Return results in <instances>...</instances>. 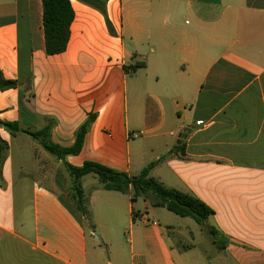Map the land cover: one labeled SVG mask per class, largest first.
<instances>
[{"label":"crops","instance_id":"crops-1","mask_svg":"<svg viewBox=\"0 0 264 264\" xmlns=\"http://www.w3.org/2000/svg\"><path fill=\"white\" fill-rule=\"evenodd\" d=\"M99 2L70 0L66 49L47 55L41 0H0V76L18 84L0 90V121L49 123L68 148L94 114L65 161L129 176L156 163L150 176L212 208L215 235L91 174L83 216L62 161L0 127V264H264V0Z\"/></svg>","mask_w":264,"mask_h":264},{"label":"trees","instance_id":"trees-1","mask_svg":"<svg viewBox=\"0 0 264 264\" xmlns=\"http://www.w3.org/2000/svg\"><path fill=\"white\" fill-rule=\"evenodd\" d=\"M85 3L95 6L100 12L104 13V8L99 0H81ZM42 2V24L44 32V51L47 55H57L65 51L70 33V24L74 14L70 5V0H41ZM143 63L133 66V70L142 67ZM18 84L16 81L3 80L0 76V90L15 88ZM95 115L89 114L87 119L79 126L75 132L74 144L71 147H60L50 140L49 123L46 126L34 132L20 130L17 123H8L0 121V127L11 135L25 133L33 140L37 141L42 147L60 159L72 179L70 195L74 201L76 210L83 216H87L85 209L84 195L80 187L79 180L85 175L95 176L102 188L108 191L127 193L131 191V202L137 198L148 200L150 206L154 208H164L168 212L182 218H190L201 228H205L210 236L215 235V230L205 227V220L213 214L210 206L205 204L197 197L184 193L174 188H166L154 177L150 176L151 169L156 163H152L142 169L139 174L129 176L120 171L113 170L96 162L86 161L80 167L69 165L65 158L69 155H77L83 145L84 135L90 124L94 121ZM7 148L4 141L0 140V151ZM184 143L180 142L174 149L162 159L169 157L171 154H183Z\"/></svg>","mask_w":264,"mask_h":264},{"label":"rangeland","instance_id":"rangeland-1","mask_svg":"<svg viewBox=\"0 0 264 264\" xmlns=\"http://www.w3.org/2000/svg\"><path fill=\"white\" fill-rule=\"evenodd\" d=\"M96 183H98L97 182V180H96ZM71 185H72V183H71ZM71 185H70V188H71ZM78 211V210H77ZM80 213V212H79ZM81 214V213H80ZM173 220H172V224L174 225V226H178V227H180V229L182 230V231H185V230H183L184 229V227H185V225H192V226H194L193 224H195L191 219H188V218H186V219H182V218H180V217H177L176 215H174V214H172V213H167ZM183 220V221H182ZM92 221L91 220H89V221H85L84 222V227L86 228V231L88 232V231H90V226L92 225V223H91ZM191 226V227H192ZM93 235L95 236V238H97V239H100L99 238V236H98V234H97V232H96V230H94V232H93ZM173 235V234H172ZM170 235V239H172V242L175 244V242L176 241H178V239H177V237L175 236V235ZM206 235L205 234H203L202 235V237H203V239L200 241L201 242V245H199V248L201 249V250H203L204 251V246L206 245L205 244V241H204V238H206L205 237ZM190 241V240H189ZM197 241V240H196ZM200 242H198V243H200ZM112 244V243H111ZM105 251L103 252V257H104V259L105 260H107L108 258H109V255H110V250H108V251H106V248L104 249ZM113 254V253H112ZM111 254V255H112ZM205 255H208V256H213L214 254L212 253V252H210V253H206Z\"/></svg>","mask_w":264,"mask_h":264}]
</instances>
